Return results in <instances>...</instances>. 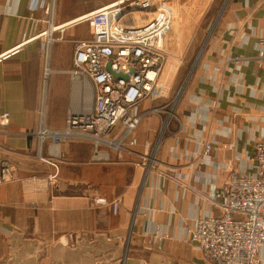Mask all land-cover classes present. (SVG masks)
I'll return each instance as SVG.
<instances>
[{
  "label": "crops",
  "instance_id": "1",
  "mask_svg": "<svg viewBox=\"0 0 264 264\" xmlns=\"http://www.w3.org/2000/svg\"><path fill=\"white\" fill-rule=\"evenodd\" d=\"M67 1L51 7L52 0H0V118L10 116L0 124V172L6 163L17 177L0 184V264H213L191 238L199 218L220 212L212 187H224L234 173L257 174L264 0H230L210 34L219 0H167L176 20L163 41L154 94L135 109L142 114L137 142L126 138V150L104 147L99 159L90 142L50 139L40 147L35 136L43 119L62 130L70 111L88 109L95 98L94 85L71 74L75 40L90 37L77 18L115 0H78L83 4L74 12L64 10ZM199 47L171 103L186 59ZM157 107L163 110L153 112ZM51 162L58 164L54 180ZM95 196L119 199L118 213L96 205ZM14 232L29 239L35 255L10 256L12 247L26 245L10 243Z\"/></svg>",
  "mask_w": 264,
  "mask_h": 264
},
{
  "label": "built area",
  "instance_id": "2",
  "mask_svg": "<svg viewBox=\"0 0 264 264\" xmlns=\"http://www.w3.org/2000/svg\"><path fill=\"white\" fill-rule=\"evenodd\" d=\"M52 10L48 8L49 12ZM175 20L176 11L167 0H115L81 16L78 21L88 24L90 37L75 40L71 74L76 79L86 78L94 85V102L83 111H70L62 130L50 129L43 119L35 132L40 147L50 139L87 141L93 146L94 159H99L104 147L128 149L126 138H131L130 145L136 144L133 133L142 114H136L135 109L154 94L165 63L163 41ZM53 40L54 36L49 37V42ZM259 43L264 47V37ZM256 59L262 66L264 53ZM50 71L47 65L45 79ZM114 73L122 76L115 77ZM162 110L157 107L153 112ZM9 122V114L3 113L0 124L6 126ZM166 125L167 122L163 127ZM119 126L120 135L112 138V132ZM211 149L206 144L204 154L208 155ZM254 158L257 174L234 173L224 187H212L211 199L220 212L196 222L191 240L213 264L259 262L264 248V139L257 142ZM51 164L56 168L50 175L54 180L58 164ZM16 179L8 164H3L0 184ZM94 203L110 207L114 214L121 205L119 199L102 196H95Z\"/></svg>",
  "mask_w": 264,
  "mask_h": 264
},
{
  "label": "rangeland",
  "instance_id": "3",
  "mask_svg": "<svg viewBox=\"0 0 264 264\" xmlns=\"http://www.w3.org/2000/svg\"><path fill=\"white\" fill-rule=\"evenodd\" d=\"M68 2V1H67ZM228 2H230V0H219L218 2H217V4L218 5H215V9H214V11H213V13H214V21H213V23L211 24V26H210V28H208V30H207V33H211L212 32V30H213V28H214V24L218 21V19L221 17V15L223 14V12H224V9L226 8V6H227V4H228ZM69 4L64 8V10L66 11V12H74V11H77V9L83 4V3H81V1L79 2L78 0L77 1H73V0H69V2H68ZM70 4L72 5V6H70ZM104 5H107V4H101L100 6H98L97 8H99V7H102V6H104ZM96 8V9H97ZM95 10V9H94ZM206 33V34H207ZM200 52H201V48L199 47L197 50H196V54H198L197 56H194V57H190V58H187L186 59V62L185 63H187V65H186V69L184 70V72H183V78H181V80H180V83L178 84V86H177V88H176V92H175V94H174V96H173V98H172V101H171V103L172 102H176L178 99H179V97H180V95H181V91H179L180 90V88H182L184 85H185V83H186V78H188V76L190 75V70H191V68H192V65H194L195 63H196V61L198 60V57H199V55H200ZM179 91V92H178ZM173 105V104H172ZM172 105L170 104V106H169V108H171L172 107ZM11 239V237H10V235H9V240ZM1 240H4V243H5V249H4V251H5V253L7 252V250H8V248L6 247V244H7V240H8V234L7 233H4V235L1 237Z\"/></svg>",
  "mask_w": 264,
  "mask_h": 264
},
{
  "label": "water",
  "instance_id": "4",
  "mask_svg": "<svg viewBox=\"0 0 264 264\" xmlns=\"http://www.w3.org/2000/svg\"><path fill=\"white\" fill-rule=\"evenodd\" d=\"M79 18H77L78 21ZM108 69L110 70V66H107ZM115 77H120L122 76L121 74H116L114 73ZM11 239H10V243L13 244H20V243H26L25 247L23 248H14L12 247L11 252H10V256H14L16 257L18 260H25L26 258H28V256H33L35 255V252H33V254H30L31 251H35L33 249H29V239H25L23 234H19L17 232H14L10 235ZM116 240L120 241V242H124L123 238L121 237H116ZM128 250V249H127ZM26 264H28V261L26 262Z\"/></svg>",
  "mask_w": 264,
  "mask_h": 264
}]
</instances>
